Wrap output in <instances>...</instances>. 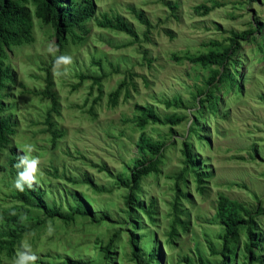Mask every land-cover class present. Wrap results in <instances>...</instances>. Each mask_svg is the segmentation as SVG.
I'll return each mask as SVG.
<instances>
[{
	"label": "rangeland",
	"instance_id": "374dc122",
	"mask_svg": "<svg viewBox=\"0 0 264 264\" xmlns=\"http://www.w3.org/2000/svg\"><path fill=\"white\" fill-rule=\"evenodd\" d=\"M93 1L94 17L74 31L81 39L69 36L62 50L53 27L34 19L35 42L16 48L10 55L17 84L9 90L13 96L7 103L15 108L16 144H21L30 163L36 161L35 185L45 192L47 204L52 205L54 199L59 204L62 199V210L69 212L68 200L63 198L67 184L74 193L83 195L94 219L101 222L93 225L92 218L80 216L69 225L50 220L24 240V248L32 255L18 252L11 259L0 250V264H36L31 262L32 256L58 264L68 252L73 259L99 264L103 261L100 246L120 230L123 232L116 238L111 254L114 264H135L130 260L127 243L131 226L123 213L127 190L121 188L118 178L130 175L143 134L166 144L159 174L144 178L137 195L144 204L156 202L158 225H151L146 214L138 211V224L143 228L136 232L157 233L162 264H201L202 259L205 264L221 263L223 229L215 218L220 195L253 210L259 207L263 212L258 217L259 228L264 238V47L260 39L241 43L245 57L240 59L245 63L242 78L237 80L241 91H221L224 102L219 106L220 114L208 115L204 124L198 122L209 144L191 138V158L207 161L208 170L201 184L185 165L182 153L192 123L190 114L196 110L192 95L207 86L206 80L215 69L189 59L222 50L229 45L232 32L241 34L252 25L263 28L264 0ZM140 13L149 26L137 18ZM116 16L129 24L137 37L99 26L104 17L113 20ZM58 57L51 71L61 105L55 117L56 128L63 136L57 141V149H51L44 133L50 103L33 91L44 89V70ZM66 57H70V63L64 60ZM99 76L103 79L100 98L99 85L94 81ZM123 81L127 93L124 89L113 107L109 96ZM178 99H182L185 109L166 105ZM148 106L162 119L181 114L187 120L174 126V132L168 125L151 123L140 129L135 124L140 115L138 107ZM8 153L5 151L0 162V242L7 239L2 233L14 227L6 217L25 216L26 209L22 208L23 202L13 198L19 181L8 170ZM186 167L183 183L177 176ZM54 168L59 170L58 180L50 176ZM177 188L186 194V198L178 199V208L189 224L186 232L177 230L173 245H166ZM69 202L76 204L74 197ZM27 211L29 216H41L40 211L30 207ZM244 240L243 235L237 264H245L241 246ZM256 255L260 262L254 264H264V245L255 248Z\"/></svg>",
	"mask_w": 264,
	"mask_h": 264
},
{
	"label": "trees",
	"instance_id": "16d2710c",
	"mask_svg": "<svg viewBox=\"0 0 264 264\" xmlns=\"http://www.w3.org/2000/svg\"><path fill=\"white\" fill-rule=\"evenodd\" d=\"M250 1L254 2L255 0ZM205 11L209 12V9L205 8ZM94 13L95 4L93 0H0V162L5 151H9L6 158L10 175L24 184L23 191L16 188L13 198L23 202L22 208L26 207L25 216L6 217L14 223L11 231L2 233L7 239L0 242V250L5 252L8 258H15L18 252L26 255L31 254L29 250L24 248V240L31 232H35L50 220H61L69 225L75 223L77 217L80 216L92 218L93 225L101 222L94 219L92 211L84 203L83 195L74 193L67 184H64L66 189L63 187V198L68 200V205L66 206L67 209L70 208V211L64 212L61 207L63 205L62 199L59 204H57L55 199L52 205L47 204L44 197L45 192L35 185L34 177L30 184L24 181L23 177L28 173L30 162L26 152L21 149V144H16L18 131L13 118L15 114H12L15 108L14 105L7 103L8 99L13 96L9 90L17 84V77L9 63L10 55L16 48L35 42L34 19L36 18L42 24L53 27L57 46L62 50L69 36L74 34L76 38L81 39V36L76 35L74 31L77 28H82L84 24L91 20L94 17ZM104 18V21L99 23L100 27L123 32L134 38L137 37L134 29L125 23L121 17L116 16L113 20L107 17ZM137 18L143 24L149 26V22L142 13L137 14ZM263 30L264 26L263 28H255L252 25L248 31L241 34L232 32L231 37L228 39L229 45L224 46L222 50H211L207 54L189 59L191 62L204 67H215L210 77L206 80L207 86L197 89L196 94L192 95L196 101L194 105L196 110H193L190 114L192 123L189 125L188 139L182 143V153L186 158L185 165L196 176V181L199 184L202 182L204 172L208 170L207 161L198 162L196 159L191 158V138L196 137L203 145L209 144L207 135L203 134V125L198 122L201 121L204 124V122L208 121L206 118L208 115L220 114L222 107L219 110V106L224 102L221 91L225 93L229 92L228 90L241 91V84L237 82L238 79L242 78L241 70L245 63L240 61V59L245 58L240 48L241 43L257 42L260 39V44L264 47ZM58 61L59 57L52 61L51 66L45 70L43 69L46 71L44 89L33 91L35 95L41 96L42 99L50 103V107L45 114V125L47 128L44 133L48 135L49 143H47L51 149H57V141L63 136L56 128L55 117L60 114L61 105L58 93L54 91L55 82L51 71ZM101 80H103L101 76L94 78V81L99 85V98L103 94ZM126 85V81H123L110 94L109 102L111 106L114 107L118 104L124 89L127 93ZM166 105L181 109L186 108L182 99L174 101V104L166 103ZM138 111L140 115L136 116L135 124L140 129H144L151 123L154 125H168L174 132V126H178L187 120L181 114L162 119L153 107L149 106L138 107ZM137 148L138 157L134 159L130 175L126 179L118 178L121 188L127 190V194L124 197L125 208L123 213L127 224L131 226L130 231H128L127 242L131 248L130 260L135 264H162V251L160 250L157 233L148 230L146 234L138 235L136 232V230L143 228V226L138 224V211L146 214L151 225H158V221L155 219L156 202L151 200L150 203L144 204L137 195L140 193L139 186L144 178L159 174L166 144L152 141L143 134L137 143ZM188 169L186 167L177 176L183 183L186 182L184 172ZM54 170L55 173L50 176H54V179L58 180L60 178L58 176L59 170L57 168H54ZM66 181H70V179L67 178ZM176 185L178 186V183ZM176 192L177 197L172 207V219L167 239L165 240L166 245H173L177 230L186 232V226L189 224L186 218H182L184 213L178 208V199L180 197L186 198V194L181 193L178 188ZM71 197H74L76 201L75 206H72L69 202ZM27 207L34 211H40L41 216H29ZM262 214L263 212L259 207L253 210L244 203L225 195L218 197L215 218L223 229V234L221 235L222 245L219 252L220 264H237V251L243 235L245 240L241 246L242 258H244L245 264L260 262V256H253V254L255 248L264 245V238L260 232V222L258 220V217ZM121 232L123 231H116L106 245L100 246L103 261L99 264H114V258L111 255L113 254V244ZM212 252L215 253L214 250ZM70 255L71 253L68 252L65 257L61 258V261H58V264H88L80 259H73ZM30 260L36 264H53L43 260ZM201 264H205L204 259L201 260Z\"/></svg>",
	"mask_w": 264,
	"mask_h": 264
},
{
	"label": "clouds",
	"instance_id": "9594fccd",
	"mask_svg": "<svg viewBox=\"0 0 264 264\" xmlns=\"http://www.w3.org/2000/svg\"><path fill=\"white\" fill-rule=\"evenodd\" d=\"M64 60H67L68 63L71 62V61H70V57H66V58H64ZM62 62H63V60H62ZM29 150H30V148H29ZM35 171H36V161L33 160V161L29 164V170H28V173L25 174L24 177H23L24 181H25V182H28V183L30 184L31 181H32V179H33V175H32V174H33ZM15 187H16L17 189L21 190V191L24 190V184L21 183V182H16V183H15ZM30 259L35 260L36 257H35V256H32V257H30Z\"/></svg>",
	"mask_w": 264,
	"mask_h": 264
}]
</instances>
